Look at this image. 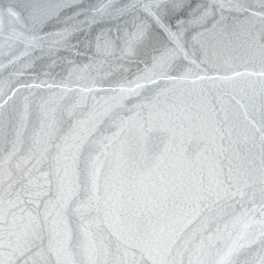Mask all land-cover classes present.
I'll return each mask as SVG.
<instances>
[{"label": "snow or ice", "instance_id": "obj_1", "mask_svg": "<svg viewBox=\"0 0 264 264\" xmlns=\"http://www.w3.org/2000/svg\"><path fill=\"white\" fill-rule=\"evenodd\" d=\"M0 264H264V0H0Z\"/></svg>", "mask_w": 264, "mask_h": 264}, {"label": "water", "instance_id": "obj_2", "mask_svg": "<svg viewBox=\"0 0 264 264\" xmlns=\"http://www.w3.org/2000/svg\"><path fill=\"white\" fill-rule=\"evenodd\" d=\"M67 15H71V10L67 13ZM108 25H101L98 27H106ZM97 31L96 28L92 30L91 33L85 34L84 32H81L77 37H75L76 40H79L81 42V49L83 50L84 44L87 41H91L94 38L95 32Z\"/></svg>", "mask_w": 264, "mask_h": 264}]
</instances>
